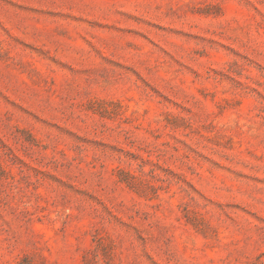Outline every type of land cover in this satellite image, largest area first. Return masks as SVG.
Here are the masks:
<instances>
[{
    "label": "rangeland",
    "instance_id": "374dc122",
    "mask_svg": "<svg viewBox=\"0 0 264 264\" xmlns=\"http://www.w3.org/2000/svg\"><path fill=\"white\" fill-rule=\"evenodd\" d=\"M0 264H264V0H0Z\"/></svg>",
    "mask_w": 264,
    "mask_h": 264
}]
</instances>
